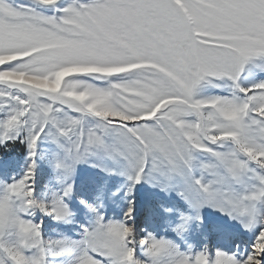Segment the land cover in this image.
I'll return each mask as SVG.
<instances>
[{
	"label": "snow or ice",
	"instance_id": "obj_1",
	"mask_svg": "<svg viewBox=\"0 0 264 264\" xmlns=\"http://www.w3.org/2000/svg\"><path fill=\"white\" fill-rule=\"evenodd\" d=\"M0 264H264V0H0Z\"/></svg>",
	"mask_w": 264,
	"mask_h": 264
},
{
	"label": "rangeland",
	"instance_id": "obj_2",
	"mask_svg": "<svg viewBox=\"0 0 264 264\" xmlns=\"http://www.w3.org/2000/svg\"><path fill=\"white\" fill-rule=\"evenodd\" d=\"M0 155H2V153H0Z\"/></svg>",
	"mask_w": 264,
	"mask_h": 264
}]
</instances>
